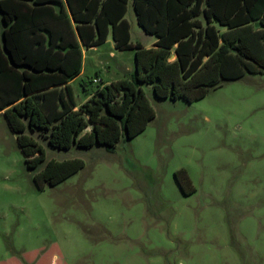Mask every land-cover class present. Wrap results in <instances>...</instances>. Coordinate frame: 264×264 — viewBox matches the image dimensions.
<instances>
[{
    "label": "rangeland",
    "instance_id": "rangeland-1",
    "mask_svg": "<svg viewBox=\"0 0 264 264\" xmlns=\"http://www.w3.org/2000/svg\"><path fill=\"white\" fill-rule=\"evenodd\" d=\"M130 8V40L147 45L152 36ZM133 72V50L108 36L84 50L72 96L80 104ZM141 89L154 117L112 151L53 148L26 131L44 151L37 169L50 158L83 160L42 190L0 114V262L47 249L44 264H264V72L220 80L192 102ZM180 167L194 187L187 195L172 176Z\"/></svg>",
    "mask_w": 264,
    "mask_h": 264
},
{
    "label": "trees",
    "instance_id": "trees-1",
    "mask_svg": "<svg viewBox=\"0 0 264 264\" xmlns=\"http://www.w3.org/2000/svg\"><path fill=\"white\" fill-rule=\"evenodd\" d=\"M128 3L137 25L155 37L151 47L130 40ZM108 35L115 49L133 50L134 72L77 104L68 82L80 72L81 52ZM243 71L264 72V0H0V114L38 190L83 160L50 158L37 169L44 151L26 131L42 132L53 148L112 151L154 117L141 84L157 98L192 102ZM172 176L183 194L194 191L184 168Z\"/></svg>",
    "mask_w": 264,
    "mask_h": 264
},
{
    "label": "crops",
    "instance_id": "crops-1",
    "mask_svg": "<svg viewBox=\"0 0 264 264\" xmlns=\"http://www.w3.org/2000/svg\"><path fill=\"white\" fill-rule=\"evenodd\" d=\"M129 4V3H128ZM129 6H130V4H129ZM128 7V6H127ZM131 9V8H130ZM131 11H132V9H131ZM126 13H127V9H126V12H125V15H126ZM132 14H133V20L136 22V20H135V15H134V13H133V11H132ZM125 15H124V17H125ZM201 18V17H200ZM127 20V19H126ZM127 22H128V20H127ZM128 24H129V22H128ZM130 34V33H129ZM150 35V34H149ZM109 36V35H108ZM107 36V37H108ZM150 36H152V39L149 41V43L147 44V45H144L142 42H140V41H138V42H140V44L143 46V47H145V48H148V47H151L152 45H153V42H154V40H155V37L153 36V35H150ZM110 37V36H109ZM113 44V43H112ZM93 47H95V46H93ZM92 48V47H91ZM89 49V48H88ZM83 54H84V50H82V52H81V62H82V57H83ZM80 72H81V65H80ZM79 72V73H80ZM76 77V76H75ZM74 77V78H75ZM73 79V78H72ZM71 79V80H72ZM71 80L68 82L69 83V85H70V82H71ZM99 80V79H98ZM100 81V80H99ZM97 83H99V82H97ZM85 100V99H84ZM47 249H45L44 251H41V252H37L36 253V251L34 252V250H33V254H32V256L31 257H28V256H26V257H22L25 261H26V264H44L45 262V259H44V256L46 255L45 254V251H46ZM34 253H36L35 255H34ZM60 258V257H59ZM54 262H55V264H63L62 263V261H61V259H58V257H56V259L54 260ZM0 264H21L20 263V257L18 256H11L8 260H4V261H1L0 262Z\"/></svg>",
    "mask_w": 264,
    "mask_h": 264
},
{
    "label": "built area",
    "instance_id": "built-area-1",
    "mask_svg": "<svg viewBox=\"0 0 264 264\" xmlns=\"http://www.w3.org/2000/svg\"><path fill=\"white\" fill-rule=\"evenodd\" d=\"M92 81H93V82H97L98 80H97V79H93Z\"/></svg>",
    "mask_w": 264,
    "mask_h": 264
},
{
    "label": "water",
    "instance_id": "water-1",
    "mask_svg": "<svg viewBox=\"0 0 264 264\" xmlns=\"http://www.w3.org/2000/svg\"><path fill=\"white\" fill-rule=\"evenodd\" d=\"M170 57H172V55ZM170 57H169V59H171Z\"/></svg>",
    "mask_w": 264,
    "mask_h": 264
}]
</instances>
